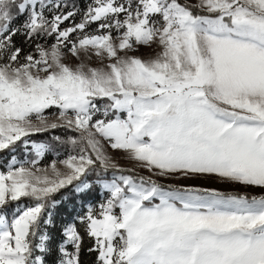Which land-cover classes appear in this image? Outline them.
Returning a JSON list of instances; mask_svg holds the SVG:
<instances>
[{
  "label": "snow or ice",
  "instance_id": "snow-or-ice-1",
  "mask_svg": "<svg viewBox=\"0 0 264 264\" xmlns=\"http://www.w3.org/2000/svg\"><path fill=\"white\" fill-rule=\"evenodd\" d=\"M56 129L72 151L41 166L51 146L30 137ZM5 152L0 264H45L56 197L97 183L55 264H81L85 237L95 264H264V0H0ZM201 176L245 191L179 182Z\"/></svg>",
  "mask_w": 264,
  "mask_h": 264
},
{
  "label": "trees",
  "instance_id": "trees-1",
  "mask_svg": "<svg viewBox=\"0 0 264 264\" xmlns=\"http://www.w3.org/2000/svg\"><path fill=\"white\" fill-rule=\"evenodd\" d=\"M68 4H76L80 9L86 8V6L91 3V0H66ZM67 10V9H66ZM80 21V16L75 17V22ZM95 25L91 26V30L95 29ZM20 38H17L19 42ZM51 41L49 40V43ZM72 135L64 129L50 130L47 133H38L30 137L31 141L46 142L51 146V150L46 152L43 158L42 164H47L52 159L65 157L66 154L72 151L71 145L62 143V141L67 140L68 136ZM60 137V141H55V137ZM18 159L28 158L33 159L34 151L31 148V144L24 146L18 143L16 150L11 154ZM11 159L8 153H0V168H3L6 163ZM137 172V171H136ZM144 175L140 172H137ZM127 174V173H126ZM112 173H108V177L111 178ZM91 180V177H90ZM161 183H164L160 181ZM252 195V194H250ZM107 198V192L101 190V186L97 183L95 184L92 191L87 194L76 193L72 187H69L61 192L59 196L56 197L58 203L50 209L51 223L46 226L47 234L52 238V246L49 253L45 254V264H55L59 258V254L56 251L57 244L61 241V230L62 228L76 220L79 216L83 215L87 208L91 206H96ZM92 242L85 237L84 244L81 250V264H95L96 253L89 252L88 249L91 247Z\"/></svg>",
  "mask_w": 264,
  "mask_h": 264
},
{
  "label": "rangeland",
  "instance_id": "rangeland-1",
  "mask_svg": "<svg viewBox=\"0 0 264 264\" xmlns=\"http://www.w3.org/2000/svg\"><path fill=\"white\" fill-rule=\"evenodd\" d=\"M189 2L190 3H194V2H196V0H189ZM71 23H72V21H66L62 25V27H68V26L71 25ZM89 31H92V30L89 29ZM152 53H153V49H151V48H148V47H139L138 50L134 54L135 55H138V56H142L144 58H147V56L149 54H152ZM90 63L93 66H98V63L99 62H98V60L95 57H93V59L91 60ZM108 151H109L110 154L114 155V157L116 158L117 162L121 165V167H124V168H133L135 166L134 165V162L128 161L126 159H123L122 158V154L120 152H116V151L111 150V149H108ZM34 158H35V153H34L33 159ZM16 159L18 161L29 160L28 158H24V159H18V158H16ZM44 165L45 164H41V166H44ZM136 171L137 172H140V173H142L144 175H148L149 174L146 169H142V168H139V167H136ZM153 178L154 179H159L160 181H162L164 183H174V182H177L174 177L173 178H167V179H165V178H157V177H153ZM179 182L180 183H184L186 185L187 184H194L195 186H198V187L217 188L218 190H221V191H231V192H243V191H245V189H243L241 186L234 185V184H230L228 182H224V181L220 180L217 177H211V176H201L198 179L191 178V179H189L187 181H184V180L181 179ZM101 190H103V191L106 192V190H104L102 188V186H101ZM247 191L249 192V194H252V195H259V194H261V191L259 189H249Z\"/></svg>",
  "mask_w": 264,
  "mask_h": 264
}]
</instances>
